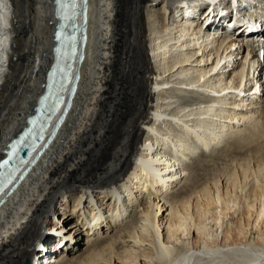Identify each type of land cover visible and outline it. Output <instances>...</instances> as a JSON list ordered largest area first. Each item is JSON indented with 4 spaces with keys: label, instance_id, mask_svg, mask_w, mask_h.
<instances>
[{
    "label": "bare ground",
    "instance_id": "bare-ground-1",
    "mask_svg": "<svg viewBox=\"0 0 264 264\" xmlns=\"http://www.w3.org/2000/svg\"><path fill=\"white\" fill-rule=\"evenodd\" d=\"M54 1L0 0V162L45 90ZM189 1L89 0L76 98L56 139L0 208V264H39L57 243L65 250L52 255L54 264H264V170L243 205L217 182L194 199L168 201L200 152L248 130L264 140V33L203 32L188 16L198 14ZM260 2L227 8L242 13ZM218 14L208 18L217 23ZM252 15V25L264 26V16ZM115 93L119 110L102 131V105ZM132 218L136 224L110 240L125 253L105 255L104 234ZM228 219L234 224L224 228ZM252 229L257 241L247 243Z\"/></svg>",
    "mask_w": 264,
    "mask_h": 264
},
{
    "label": "rangeland",
    "instance_id": "rangeland-1",
    "mask_svg": "<svg viewBox=\"0 0 264 264\" xmlns=\"http://www.w3.org/2000/svg\"><path fill=\"white\" fill-rule=\"evenodd\" d=\"M149 34L150 33L147 32L144 37L146 40V46L150 45ZM148 53H150V61L153 66L154 59H152L151 50H148ZM243 54L246 55V49ZM114 74H115V70L113 75ZM114 85L116 84L114 83L113 86ZM150 88H153V85H151ZM114 89H116V87H114ZM113 91L117 92L115 90ZM110 95L112 98L107 100L106 105H102V131L103 128L111 124L110 117H112L113 115L116 116L117 115L116 111L119 110L117 100L115 99L116 96H114L116 95V93ZM251 134H252L251 130H248L243 134L232 137L231 139L226 141L222 146L220 145L221 147L218 146L216 148L217 150L215 149V151L213 150L211 152L210 151L200 152L199 154L194 156L191 160H189L185 165V168L187 169V172L189 174L186 172L187 173L185 178L186 180H184L183 184H181L178 187V190L176 192L174 193L170 192L168 194L169 197L166 196V198L168 197L169 203H175L177 201H182L189 198L194 199L197 197L198 191L202 190L203 188H211L212 186L211 183L214 182L215 184V182H217L216 184L218 183L221 184L220 187L230 191L229 192L230 195H228L229 199L234 198L232 200L237 202L238 205L239 204L243 205V201L246 198L245 196L250 192L251 190L250 188H252L255 183L256 175L259 173L261 174L262 170H264L262 169L264 168V140H261L259 138L260 136L258 135V132H253V135ZM102 137L103 139H105L106 136L102 134ZM246 175L247 178L245 180L243 178ZM136 190L139 191L140 190L139 187ZM191 195L193 197H191ZM144 201L146 200L144 199ZM148 201L150 205L155 203L154 196L149 198ZM59 218L60 215H57L56 220H59ZM230 220L231 219H228L227 223L224 225L225 226L224 228H226V226L228 225L234 224L233 221ZM136 222H137V218L134 219L132 218L130 221L127 222L126 225L128 226L125 225L122 226L121 228H117V230L114 232H110L109 234H104V242L101 243V245H104L106 247L104 251L105 255H108V253H110L111 251L114 255L117 253H121V254L125 253V250H127L128 247L124 246L121 243H117V242H116L117 244L114 242L112 243L110 242V240H113L118 233L119 234L124 233L126 231L125 230L126 227L130 228L134 226ZM214 229L216 230V233L221 237L223 229L218 227ZM247 237H248L247 243H256L257 233L254 229L251 230V233H249ZM87 246H88V242L85 240V238L80 240L78 244V248L80 249V252L81 251L83 252L85 248H87ZM104 257L106 256H103V258ZM106 260L107 258H104L103 260H101L99 264H108V261Z\"/></svg>",
    "mask_w": 264,
    "mask_h": 264
},
{
    "label": "water",
    "instance_id": "water-1",
    "mask_svg": "<svg viewBox=\"0 0 264 264\" xmlns=\"http://www.w3.org/2000/svg\"><path fill=\"white\" fill-rule=\"evenodd\" d=\"M61 5L63 4V0H60ZM66 4L69 5L71 3L70 0L65 1ZM62 11H56L55 9V34L57 29H59L60 33H64L65 36H68L70 34L72 25H75V40H74V55L72 58L71 63V75H70V85L73 83L75 79V72L79 68L84 56H85V47H86V41L88 40V27H89V18H88V0H76L75 2V15L72 19L70 16V11H66L65 8L60 9ZM85 10V12H84ZM61 35V34H60ZM58 43L60 44V52H62L63 47L65 46V39L60 36V38L57 39ZM54 61V59H53ZM76 65V66H75ZM76 67V68H75ZM51 69V67H50ZM47 70L46 73V79L43 83L44 87H47V83L49 80L53 79V75L51 70ZM67 98L68 94L66 93L64 102L62 103L61 108L58 111V114H62L66 110L67 106ZM52 131V130H51ZM51 131L48 132L46 136L43 137L41 140V143L37 146L35 152L29 159L28 163L26 165H29L31 163H35L40 156L45 152L46 149H48L49 145L52 142V139H50ZM50 139V140H49ZM36 158V159H35ZM27 167V166H26ZM18 177L15 179V181L10 185V187L7 190L6 196L2 197L0 199V205L3 203V201L7 198L8 195L12 193V191L17 187L18 185Z\"/></svg>",
    "mask_w": 264,
    "mask_h": 264
}]
</instances>
